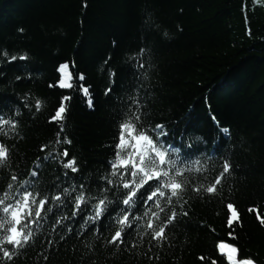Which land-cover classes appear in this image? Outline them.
Returning a JSON list of instances; mask_svg holds the SVG:
<instances>
[{
	"label": "trees",
	"instance_id": "obj_1",
	"mask_svg": "<svg viewBox=\"0 0 264 264\" xmlns=\"http://www.w3.org/2000/svg\"><path fill=\"white\" fill-rule=\"evenodd\" d=\"M223 242L264 264V0H0V264H230Z\"/></svg>",
	"mask_w": 264,
	"mask_h": 264
},
{
	"label": "snow or ice",
	"instance_id": "obj_2",
	"mask_svg": "<svg viewBox=\"0 0 264 264\" xmlns=\"http://www.w3.org/2000/svg\"><path fill=\"white\" fill-rule=\"evenodd\" d=\"M26 58V57H25ZM81 77L83 78V74H81ZM81 81H83V79H81ZM88 90V86H85V92H87ZM107 91H111V89H108ZM86 98L88 99L87 95H86ZM89 103L92 104L93 106V110H94V101H90L89 100ZM67 112V109H65V113ZM54 121L53 119H50V122ZM224 133H228L230 130L227 129V128H224L222 130ZM158 133H162L160 134L159 136H157ZM152 136L153 137H156V139H158V141H161L163 143H160L159 144V147L164 149H168L169 152H171L172 154H180V148L182 147L183 149H185V152H184V155L186 157H191L193 155L196 154V152L198 151V149H194L193 145L191 143H184L183 139H181V144H180V147H177L176 144L174 143H171V142H168V137L171 136L170 133H168L166 130H165V125L164 124H158L156 126V129L154 132H152ZM133 137L135 138V145H136V148L139 149L142 147V144H141V140L143 139L142 137H140V135L136 132H133ZM197 139H199V137H197ZM118 142H119V137H118ZM70 143V142H69ZM130 145H131V142H129ZM129 150H134L131 148H129ZM125 163H128V162H125ZM153 182H159V178H157L156 181H150L149 183H153ZM218 186V185H217ZM209 194H214L212 191L209 192ZM239 258V257H238ZM200 259H203L202 257Z\"/></svg>",
	"mask_w": 264,
	"mask_h": 264
},
{
	"label": "rangeland",
	"instance_id": "obj_3",
	"mask_svg": "<svg viewBox=\"0 0 264 264\" xmlns=\"http://www.w3.org/2000/svg\"><path fill=\"white\" fill-rule=\"evenodd\" d=\"M66 68H67L66 64L61 65V68H60V70L62 72V77L59 80V85H61L63 87H67V86L71 85L70 79L66 75ZM63 110H64V107H61L59 112H58L57 117H60L62 115ZM219 249L222 253L227 255L230 264H256L252 260L239 261L237 259L236 248L234 246L227 244V243H224V242L221 243L219 246Z\"/></svg>",
	"mask_w": 264,
	"mask_h": 264
},
{
	"label": "clouds",
	"instance_id": "obj_4",
	"mask_svg": "<svg viewBox=\"0 0 264 264\" xmlns=\"http://www.w3.org/2000/svg\"><path fill=\"white\" fill-rule=\"evenodd\" d=\"M156 191H160V190L156 189ZM152 195H155V192H153ZM161 195H163V193H161ZM149 199H151V195L149 196Z\"/></svg>",
	"mask_w": 264,
	"mask_h": 264
}]
</instances>
